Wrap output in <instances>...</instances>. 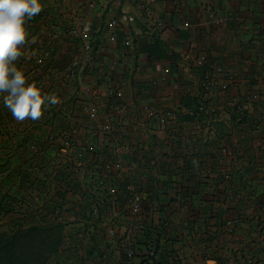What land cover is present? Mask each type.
I'll return each instance as SVG.
<instances>
[{
	"label": "crops",
	"instance_id": "1",
	"mask_svg": "<svg viewBox=\"0 0 264 264\" xmlns=\"http://www.w3.org/2000/svg\"><path fill=\"white\" fill-rule=\"evenodd\" d=\"M41 3L42 11L27 21L29 42L22 46L25 54L16 63L29 83L35 82L45 93L56 96L58 102L39 120L26 118L19 131H26L28 144H41L47 164L52 163L49 158L52 149L57 148L53 138H59L61 146L77 132L80 141L92 143L99 150L90 174L102 175L106 166L109 172L103 177H107L108 188L97 189V199L104 204L100 218L90 214V203L78 201L85 195L91 202L81 185L88 182L84 176L77 180V187L82 186L79 193L84 195L75 194L74 203L69 194L53 193L54 201L75 213L73 221H48L40 212L36 213L42 207L48 209V204L28 202L29 216L36 214L40 218L28 220L26 227L56 224L77 228L78 234L67 237L79 248L75 264H87L90 260L91 264H121L124 258L121 245L127 239L123 234L131 222L134 225L135 219L124 218L123 224L112 221V211L107 206L111 208L114 198L118 199L121 193L115 181L128 178L141 187L147 201L140 217L146 222L144 232L127 234L143 257L153 251L160 264L210 261L264 264V219L241 221L231 230L228 224L222 228L221 216L209 220L211 214L202 213L210 201L209 195L221 198L222 189L205 186V180H219L222 172L212 174L206 166L202 172H196L195 168L190 172L179 171L184 165L197 167L211 161L222 165L225 143L219 131L201 125L194 115L193 102L200 96V104L208 101L209 108H217L221 123L222 112L229 116L234 107L242 109L240 104L258 120L264 116V0H41ZM126 16H132L133 21H127ZM88 45L89 53L85 49ZM201 55L207 57L210 70L205 82L194 67ZM222 77L228 79L229 85L223 101L217 97L218 88L207 86L211 78L222 82ZM144 105L157 116L149 118ZM88 107L97 110L94 120L84 113ZM167 113L172 114V119L166 118ZM0 117L4 118L0 121L1 154L4 144L8 151L14 149L19 132L10 123L14 118L11 112L2 104ZM106 123L113 125L122 140L116 141L113 134L103 133ZM35 128L42 129V134ZM240 129L241 126H236L227 131L234 139L235 149L244 135ZM263 132L264 126L253 131V145L257 148L264 146ZM116 143L126 148L123 155L119 153L128 164L135 162L136 170L121 164L126 174L115 173ZM202 149L215 158L199 157ZM68 154L76 158L73 153ZM62 158L63 167L69 161L65 156ZM164 168L173 171L164 173ZM95 178L94 182L98 180ZM194 179L201 182L200 187L193 185ZM198 196L205 199L194 202ZM127 208L124 204V213ZM161 224L165 228L161 235L152 232V225ZM113 227L115 235H110L109 229ZM142 246L149 249L142 250ZM183 249L187 251L183 253Z\"/></svg>",
	"mask_w": 264,
	"mask_h": 264
},
{
	"label": "rangeland",
	"instance_id": "2",
	"mask_svg": "<svg viewBox=\"0 0 264 264\" xmlns=\"http://www.w3.org/2000/svg\"><path fill=\"white\" fill-rule=\"evenodd\" d=\"M222 75V74H221ZM221 81L227 82L228 79L226 78H220ZM218 88L217 97L222 98V101L225 100L226 95L228 94L226 92L221 91V87L219 86H213V89ZM259 100V99H258ZM257 101V100H254ZM225 102V101H224ZM241 105V104H240ZM245 107V104H244ZM242 111L245 109L241 107ZM223 109V108H222ZM227 109V108H226ZM239 107H234L233 111L238 110ZM247 110V108H246ZM234 113V112H232ZM262 120H258V118L255 119V122L262 124L264 123V116H261ZM55 120V119H54ZM7 123V122H6ZM13 127L17 128L18 132L16 137L17 142L14 144L13 154H9L8 157L4 156V162L9 161V164L6 169H0V186H2V191H0V212H3V216L5 213H10L11 217L14 216V218H17L15 221H11L9 218L3 219V217L0 215V264H75V253L78 251V247L74 243H70V238L73 236V234H78L77 228H72L68 225V228H65L60 225H52L49 227H41L35 230H32L29 226H27L28 220H34L37 221L38 218L33 219L32 215L29 216L23 214L22 212L18 211L17 209H25V205L27 206V203L30 202L27 200L28 194L33 191V187L31 189L30 186V192H28V189L25 185L26 178L25 175H32V179L29 180L30 184H37V179L42 177L43 173L49 169V167H55V165L62 164V158L65 156L66 158H70L68 150L65 151L63 149L55 148L52 149L51 157L49 159L53 160L51 165L47 164L46 159H43L42 156V149L41 144L33 145V143L28 144L25 142V139H28L26 131L20 132L19 130H22L23 128V121H17L13 120L10 121ZM52 125H55L54 122ZM236 124H239L236 122ZM16 125V126H15ZM258 125V124H257ZM257 126V128L259 127ZM3 128H5V125ZM256 128V127H255ZM254 128V129H255ZM37 131H40L42 134V129L35 128ZM40 129V130H38ZM42 143V142H40ZM13 144V142H12ZM118 144V143H116ZM5 144L3 145V147ZM119 146V147H118ZM115 147V162L113 163V166H115V173L118 175H125V169L121 165H129L127 161H124L123 155V145L118 144ZM262 148V147H261ZM247 149V150H246ZM264 149V147H263ZM37 150V152H36ZM39 151V152H38ZM122 152V155L121 153ZM41 153V154H40ZM250 153V148H240L238 147L237 151H233L231 147H226L225 144H222V161H226L228 164L225 165V171L227 172H234V170H239V168L242 170V166H236V168L233 170L230 161H235V159L239 160L241 158V162H249L250 157L248 154ZM5 155V153L3 152ZM39 154V155H36ZM28 158L30 159L29 162H27ZM71 159H75L74 157ZM232 161V162H233ZM80 166V165H79ZM105 167V166H104ZM103 167V168H104ZM89 167H81L77 173L74 175L81 179L82 177L86 176L88 181H90L92 177V172L90 174L91 169ZM210 169V168H209ZM31 170V171H30ZM48 174V172H46ZM10 175L11 178H8ZM59 175H57L58 177ZM23 180V181H22ZM14 181V182H13ZM122 182L115 181V186L120 188ZM213 183L216 184V181H206L205 180V186H213ZM204 186V187H205ZM74 190V188H73ZM72 190V192H73ZM7 193H16V201L12 202L10 206H8L6 203L9 202V198L6 196ZM194 200H197V197L194 198ZM43 202L40 201L39 205H42ZM23 206V208H21ZM14 210H17L13 212ZM208 212L207 214H209ZM206 214V216H207ZM120 218L119 224H123L125 220H123L122 216H118ZM251 217V215H250ZM40 218V217H39ZM53 217H49L48 221L52 220ZM122 218V219H121ZM21 225V226H20ZM20 226V227H19ZM141 224L139 221H134V225L130 224V227L125 230V233L123 236L126 238L129 237L130 231L132 234H138ZM254 231V230H253ZM129 234V235H127ZM121 235H118L117 237H120ZM64 237H68L67 241H64ZM89 247V245H87ZM142 250L147 251V247L145 248L142 246L140 247ZM183 253H185L187 250L183 249ZM88 253H91L88 251ZM187 258L184 255L183 261H186ZM91 261V262H90ZM87 262V264H91L93 260H90Z\"/></svg>",
	"mask_w": 264,
	"mask_h": 264
},
{
	"label": "trees",
	"instance_id": "3",
	"mask_svg": "<svg viewBox=\"0 0 264 264\" xmlns=\"http://www.w3.org/2000/svg\"><path fill=\"white\" fill-rule=\"evenodd\" d=\"M196 72L199 76H201V79L203 82L207 81L209 70V65H205L203 67H200L196 69ZM201 91L202 88H201ZM202 94V93H201ZM202 97V96H200ZM198 98V100L200 99ZM198 100H195L193 105L196 107L194 110L195 118L198 120V123H200L203 126H212L216 130L219 131V137L222 138V143L224 142L226 147H231L233 151H237L234 146V139L229 134H227V131L230 127L234 128L236 126H241L242 129H240L239 132H244V135L241 137L242 139L238 141L239 147L244 148H250V153L248 156L250 157L249 162H241V158L238 157L239 160L235 159V161H230L233 163V165L229 166L233 170L236 168V166H242V170L239 168V170H234V172H227L225 171V165L228 166L226 161H222V165L218 163V161H211L210 163H200L197 167L191 166V165H184L179 171L180 172H190V169L192 170L195 168L196 172H202L204 169L203 167L206 166V168H210L212 174H219L222 172V176H220L219 180L216 181V184H213V187H217L219 189L220 186H222V189H220L219 193L221 198L216 197L214 195H209L211 197L210 201L208 202V206L204 209L202 212L205 216L208 212L211 219H219V216L222 218V228L228 225H231L230 228L233 230L234 225H237L238 222L241 221H249L250 219H258L262 220L264 219V146L261 147H255L253 145V131H257L258 128H261L264 126V123L260 124L255 122V117L251 116L247 110H236L234 113H228L226 116L222 112V123L219 121L220 116L218 111L211 114L208 111V101H204L202 105ZM201 101V99H200ZM243 107V104L240 105ZM214 107V106H213ZM6 119L10 120V117H5ZM4 120V118L0 117V121ZM238 122L239 124H236ZM259 127L257 128V126ZM217 127V128H216ZM256 127V128H255ZM255 128V129H254ZM264 135V132H263ZM195 137V136H194ZM29 139H25V142H27ZM28 143V142H27ZM264 145V141H263ZM2 153L0 154V169H6L9 161L4 162V156H7L9 154H13L15 150L2 148ZM247 150V149H246ZM202 153H199L198 156L204 155V157L209 156L208 158L211 160L212 158H215L214 155L211 152H207L206 149H202ZM5 153V155L3 154ZM198 157V158H199ZM30 160L28 159L27 162ZM207 163V164H206ZM169 170V172L167 171ZM162 169L164 173L172 172L173 170ZM8 178H11L10 175ZM26 183L29 182L30 176L25 175ZM191 179V178H190ZM23 181V180H22ZM14 182V181H13ZM193 185L197 188L201 186V182L197 179L192 181ZM130 184V180L127 178L123 180V182L120 185L121 193L118 194V200L119 202L124 205L130 198V193L128 192V185ZM2 186H0V191H2ZM217 189V190H218ZM6 196L9 198V202L6 203L8 206L14 201H16V193H7ZM186 197V196H185ZM197 199L204 200L205 196H198ZM195 202V200H194ZM215 205H219V208L216 209ZM24 205H22L21 208H23ZM18 211L22 212L23 214L26 213L28 215V211H26V205L25 209L21 211V209H17ZM14 210L13 212L17 211ZM11 213V212H10ZM9 212L5 213L3 216V212H0V215L5 218H9L11 221L17 220V218L11 217V214ZM251 215V217H250ZM38 215L32 216L33 219L36 218ZM164 221V220H163ZM161 219V222H163ZM165 224V222H164ZM21 226V225H20ZM19 226V227H20ZM152 232L156 234H162L164 231V225L161 224L159 226L152 225ZM37 229V228H35ZM34 228L32 230H35ZM251 234V232H250Z\"/></svg>",
	"mask_w": 264,
	"mask_h": 264
},
{
	"label": "built area",
	"instance_id": "4",
	"mask_svg": "<svg viewBox=\"0 0 264 264\" xmlns=\"http://www.w3.org/2000/svg\"><path fill=\"white\" fill-rule=\"evenodd\" d=\"M126 20L133 21V17L126 16ZM186 26H189V24H186ZM85 49L89 53L91 51L90 45L86 46ZM39 63H41V61ZM206 63H207V57L205 55H201L195 61L194 67L200 68V67L205 66ZM207 86L208 87L210 86L219 87L220 86L222 92H226L229 89V85L227 82H224V81L217 82V81H214L212 78L208 82ZM254 98L256 100L258 97L255 96ZM143 110L149 116V118L153 119L157 116V113L152 108H150L148 105H144ZM208 111L209 113L213 114L217 112L218 110L217 108L213 107V108H208ZM84 113L89 117V119H92V120H94L97 117V110L95 108H89V107L85 108ZM166 118L168 120L172 119V114L167 113ZM102 131L103 133L113 134V137H115L116 141L122 140V137L120 134H115V131L113 130V125L111 123H106V125L102 127ZM77 135H78L77 132L72 133L71 136H69L64 142H62L61 146L59 144V140H60L59 138H53L52 140L53 144L57 145V148H59L60 150L61 149L64 150V153L66 150L70 151L69 153H73L76 157L74 162H71L72 160H70L71 159L70 158L68 159L69 162L67 164H64L63 167H62V164L55 165V167L50 166L49 169H47L46 171L48 172V174L44 172L42 177H40L41 181L38 182L39 184L37 183L35 185L34 183L33 184H30L29 182L25 183L28 189V192H30L32 187L34 191L28 194L27 200H29L31 203L33 202L40 203L41 201L45 205L48 204V209L42 207L40 211L38 212L34 211L32 214H34L35 212L36 213L40 212V215H43L44 218L53 217L52 219H55V220L57 219L60 221H63V220L73 221L75 219L74 218L75 213L69 210L66 205L60 204V202L58 201H54L55 196L53 195V193H56V194L63 193L65 195L69 194L70 196H72L71 202L74 203L73 201V198L75 197L74 195L80 194L79 190L82 189L81 185H83L84 193L88 195L89 200H91V202L86 200L87 198L85 197V195L81 193L80 196L81 195H84V196H82V198H79L78 200L79 203L80 202L90 203L89 205H92L90 214L93 217H98V218L101 217L102 210L104 209V206H103L104 204L102 205L101 200L97 199L98 196L96 195V193H97V189H100L101 191H107V188H108L107 177L106 176L103 177V174L108 173L109 169L105 166L104 167L105 170L102 171V175L101 174L96 175V172L94 173L92 172V177L90 181L86 182V184L82 183L80 187H77L78 175L75 176L74 174L77 173V171L81 167H84V166L92 169L94 167V161L97 159L96 157L100 155L99 150L95 146H93L92 143H85V141H80ZM122 150L125 151L126 148L123 146ZM114 152H115V149H114ZM129 165L132 171L136 170L137 164L135 162L134 163L132 162ZM57 175L59 176L57 177ZM29 176L32 178V175H29ZM95 177H97L98 180L94 182V179H96ZM90 183L91 185L89 186L88 184ZM30 186H31V189H30ZM113 188L114 190L116 189L115 186ZM127 189H128V192L130 193V198L126 202V204L128 205L127 213H124L122 210L124 209V205H122L119 202V200L115 198L111 204V208L107 206V210L109 209V211L110 210L112 211V217H111L112 221L118 220L117 222H119L120 218L118 216H122L123 219L128 218V217H133L135 221L137 220L140 222L141 224L140 229L142 232H144L146 222L144 221L145 223H143L140 217H141V214L144 210V206L147 201L145 199L144 194H142L141 187L139 185H136L130 181V184L128 185ZM171 199L172 197H168L169 201H172ZM51 203H52V206H50ZM79 205L81 204H78V206ZM154 214H156L155 211H154ZM38 217L40 216H36V218ZM115 232H116V229L114 227L109 229L110 235H115ZM124 242L121 245V251L124 254L123 260L122 259L120 260L121 264H160L156 260L155 252L151 251L148 256L143 257L140 250H138L137 246L131 242V239L129 237H127V239ZM189 264H193V263H189Z\"/></svg>",
	"mask_w": 264,
	"mask_h": 264
},
{
	"label": "clouds",
	"instance_id": "5",
	"mask_svg": "<svg viewBox=\"0 0 264 264\" xmlns=\"http://www.w3.org/2000/svg\"><path fill=\"white\" fill-rule=\"evenodd\" d=\"M41 11V0H0V104L17 121L39 120L58 102L35 82L29 83L16 63L25 54L22 46L29 42L27 21Z\"/></svg>",
	"mask_w": 264,
	"mask_h": 264
}]
</instances>
